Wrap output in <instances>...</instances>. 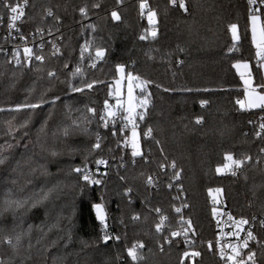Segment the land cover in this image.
<instances>
[{
  "label": "trees",
  "instance_id": "16d2710c",
  "mask_svg": "<svg viewBox=\"0 0 264 264\" xmlns=\"http://www.w3.org/2000/svg\"><path fill=\"white\" fill-rule=\"evenodd\" d=\"M16 1L24 0L13 3ZM146 2L157 13L155 26L148 22V9L140 11L139 0H27L23 32L50 29L53 37L60 40L63 55L53 56L46 50L43 64L35 63L40 70L33 67L29 71L14 66L7 55L0 54V107L8 108L26 100L35 103L42 95L51 98L56 94L61 100L52 109L45 105L34 114L0 113V144L10 140L3 135L8 121L15 117L19 127L31 116L29 136L20 140L21 146L0 165V207L9 189L11 198L21 201L35 200V193L41 189H52L42 205L28 211L19 209L15 218L11 211L4 214L0 238L33 226L31 249L28 236L23 238L17 254L6 244H0V257L5 261L11 258L20 264L22 258L30 256L29 264H188L190 255L186 257L184 253L195 251L200 255L193 257V264H219L208 241L214 236L210 200L213 192L220 189L218 197L232 214L255 215L256 239L249 243V249L256 253L257 264H264V227L259 223L264 219V155L260 152L264 148V133L261 138L256 137L259 123L264 121V109H247L238 103L243 100L244 87L233 67L236 61H247L252 85L261 90L264 77L262 71H257L247 0H185L188 12L178 4L172 5L170 0ZM96 3L101 7L94 8ZM84 5L88 6L86 17L79 12ZM48 10L53 17L46 15ZM113 10L121 15L120 21L111 19ZM7 12L0 4L4 18ZM261 19L264 22V15ZM232 24L238 28L239 39L235 43L230 31ZM150 29H158L159 35L140 40L139 36L150 33ZM86 40L92 41V55L96 47L107 49L104 61L95 69L88 66L87 59L79 62L80 47ZM88 55L86 52L85 56ZM66 62L69 69H64ZM77 64L83 77L72 79L71 72ZM117 65H124L126 73L139 77L135 79L136 97L150 94L144 120L137 119L136 130L144 155L136 158L131 156L128 143L115 141L116 137L128 138L127 134L111 122L105 128L99 120V114L105 110L104 102H112L110 88ZM48 71H56L60 79L49 80ZM64 80L76 86L94 80L100 83L91 90L72 93L61 83ZM141 88L145 89L143 94ZM204 100L208 101L206 106L201 105ZM66 106H70V114ZM88 107L97 110L87 125L88 131L81 130L82 124L69 137H53L58 127L70 123L69 115L71 119L92 116L86 113ZM49 110L52 116L46 126L47 150H42L45 138L40 133L37 143L38 129ZM201 117L202 123L198 125L196 120ZM149 128L152 136L146 137L144 133ZM97 135L101 138L100 149L93 148ZM24 144H29L27 151ZM227 154H232L233 159L250 156L252 160L235 175L227 169L217 174L216 168L227 161ZM98 159L110 161L112 172L100 184L85 182L73 171L75 167L87 168ZM172 162L175 169L170 166ZM176 171L181 172L176 183L184 193L186 214L192 225L193 242L188 245L183 238L171 235L178 222L173 211V190L168 185ZM149 176L152 184L148 183ZM94 202H102L104 222L96 218ZM156 213L167 217L168 229L164 232L156 229ZM135 216L139 219H133ZM105 224L114 232L107 242L102 235ZM138 243L144 245L137 249L141 258L133 260L127 250ZM249 249H244L242 255L246 257Z\"/></svg>",
  "mask_w": 264,
  "mask_h": 264
},
{
  "label": "snow or ice",
  "instance_id": "6c2138e0",
  "mask_svg": "<svg viewBox=\"0 0 264 264\" xmlns=\"http://www.w3.org/2000/svg\"><path fill=\"white\" fill-rule=\"evenodd\" d=\"M122 0H118V3H121ZM170 3L172 5H177L180 9H183L184 12H188V8L186 6L185 0H170ZM247 3L249 5V16H250V20L252 22V34H253V41L255 42V32H256V28H255V22L257 20H259L261 18L260 13L262 11V9H264V0H247ZM0 4L3 5V7L5 8V10L8 11L9 13V35H11L12 31H19V29L17 28V24L16 22L21 20L22 17H24L25 12H24V7L27 6V0H24V7H22L19 3H13V0H0ZM94 8H99L101 7V5L99 3H96L93 5ZM148 9V21L150 24H152L153 26H155L158 23V20L156 19L157 13L155 11H152L146 0H139V9L141 12H143L145 9ZM79 12L81 14V16L86 17L88 15V6L84 5L82 7L79 8ZM46 15L48 17H53L54 14L51 10H48ZM56 22L57 24H59V18L56 17ZM111 19L113 21H120L121 20V15L119 14L118 11L113 10L111 12ZM92 28L93 31H95V27L94 26H90ZM230 31L232 33V40L235 43L238 39V28L236 24H232L230 25ZM36 32L38 34L41 35V37H43V33H44V29L42 28H37ZM51 30L49 29V35H51ZM35 35V34H34ZM159 35L158 29L157 30H153L150 33L144 34V35H140L139 39L140 40H146L149 38V36L152 39H155L157 36ZM262 35H264V30H262ZM20 39L27 41L28 37H25L23 35L20 36ZM52 48H53V52L52 55L53 56H62L63 53L61 52V49L59 46H57L55 43L51 44ZM40 51H43L44 48V43L43 40L41 42V44L38 46ZM92 47V41L86 40L84 42L83 45H81L80 47V55H79V62L82 63L85 59L88 60L89 65L91 68L95 69L97 67V64L101 61H104L105 57H106V53H107V49L103 48V47H96L95 48V53L94 55H92L90 53V49ZM256 48L257 51L255 53L257 59V71H264V39H262L259 43L256 44ZM0 51H3V49H0ZM23 58H21V50L19 48H15L12 50V59L9 61V63L13 64L16 67H24L27 68L29 71H31L33 69V67H36V70L39 71V67L36 66L35 62H40V64H43V62L45 61V57L42 54H37L36 51H34L33 47H29V46H25L23 48ZM180 51H183V49H180ZM88 52L89 55L86 57L85 53ZM178 63H183L182 61H178ZM234 67H236L237 69L239 68H243L246 70V72L248 73V75H251V72L249 71L250 66L248 63H243V64H235ZM64 69H69V63H65L64 64ZM116 70L120 73H124L125 71V66L124 65H117ZM240 75L243 77L245 75V72H241ZM46 76L49 78V80H59L60 77L58 76L56 71H48L46 73ZM71 77L72 79H75L77 77H83V71L81 69V67L79 66V64H77V66L75 67V70L71 72ZM127 79L128 80H133V79H139V77H133L131 73L127 74ZM61 83H65L67 85V91H70L72 93H80L83 92L85 89H89L91 90L95 84L100 83V81H92V82H88V83H83L82 86H76L75 84H73L70 80H64L61 81ZM143 84H147L148 81H142ZM249 81L245 80V84H248ZM260 88L262 91H264V85H260ZM31 91V90H29ZM141 94H143L145 92L144 88H141ZM165 91H168V89H165ZM189 91H191L189 89ZM250 95L252 96V99L249 100L248 104L249 107H259L264 109V94H259V93H250ZM149 96L148 95H141L136 97V99L134 100L133 98V90L131 87H129L128 89V96H127V104L125 105L123 102H119L117 104V109L118 110H123V115H121L119 117V119H121L122 121H125L126 123L124 124V127L122 129H120L121 133H123L125 131V129L127 128L128 124H131L132 126V133H131V148H132V152H131V156L133 158L139 157V156H143V152L140 149V145L137 139V132L135 131V129L138 127L137 124V119H139L140 121H143L145 118V113L147 111V105L149 104ZM61 97L59 95L53 94L51 98H48L45 95L41 96V99L38 102L35 103H31V102H27V100L24 103H19L16 104L14 106L8 107V108H4V107H0V113H4V112H11V113H20V112H25L27 111L30 114H34L36 113L37 110H43L45 105H48L49 109H52L55 104L57 103V101H60ZM241 103V106L243 107V102H239ZM208 104V101L204 100L201 101V105L202 106H206ZM68 107L69 110V114L71 113V108L70 106H66ZM111 105L109 104V102L106 100L104 102V111L102 113L99 114V120L101 122H103V126L105 128L108 127L109 123H113V126L115 124V121L117 119V112L116 111H112L111 110ZM86 113H91L92 116H88V115H81L75 119H71L70 115H69V119H70V123H68L66 126L60 128L58 127L57 132L53 133V137L54 138H58V137H69L71 135H73V133L77 130V129H81V125L83 124L84 127L81 129L82 131H88L87 125L91 123V120L93 117H95L97 115V110L95 108L92 107H88L86 109ZM52 116V111L49 110V112L47 113V118L45 119V121L41 124V127L38 129V135H37V143H40V133L43 134L44 138H45V143L41 144V148L42 150H47L46 149V139L48 136V132L46 130V126H47V122L48 119H50ZM264 119V118H262ZM203 118H197L196 123L199 125L202 123ZM31 123V116L29 115V118L24 120V122L22 124L19 125V127H17L16 123H15V117H13L12 120L8 121L4 131H3V135L7 136L10 138V140L5 141L4 144H0V165L5 164L6 160L8 159V156L11 155L12 151L15 148L20 147V140L25 139L26 137L29 136V130H28V125ZM259 128L261 131H258L256 133V137L257 138H261L262 137V133H264V123H261L259 125ZM23 129V131H21ZM116 132L113 131V135H115ZM144 135L146 137H151L152 136V129L149 128L147 130V132L144 133ZM18 137V138H17ZM101 138L99 137V135H97L96 138V142L93 144V148L94 149H100L101 148V143H100ZM31 143V142H30ZM157 143H159V141H157ZM25 151L28 150L29 148V144H24L23 145ZM7 152V155L5 154ZM261 154L264 155V148H261L260 150ZM53 156L56 155V152H52L51 153ZM226 159L228 161H230V164H226L224 165L225 168H240L242 167L244 164L248 163L249 161L252 160V157L248 156L245 157L243 159H233L232 154H227L226 155ZM134 162V160H133ZM96 165H106L107 161H105L104 159H98L96 160ZM258 163V161H257ZM173 169L176 168V164L175 162H172V164L170 165ZM162 168L164 167L163 165L161 166ZM34 171V170H33ZM73 171L75 173H79L81 176V179L85 182L91 183V184H100L101 181L99 179H92V176L89 174L87 168H74ZM97 171H99V168H97ZM216 172L217 174H222V169L220 167L216 168ZM175 177L177 178V180L180 178L181 176V172L176 171L175 173ZM233 175H235V171H233L232 173ZM123 179V177L121 178ZM152 177L148 178V183L152 184ZM15 183V182H13ZM169 188L172 187L171 184L168 185ZM52 189H49L47 192H45L43 189L40 190L39 193H35L36 199L35 200H29V199H25L23 201L21 200H15L12 199V191L11 189L8 190V192L5 195V198L3 200V207H0V222L3 221L4 219V214L8 211L12 212L13 217L15 218L16 216V212L19 209H25V211L30 210V208H35L38 205H42L44 201L49 199V195L51 193ZM216 191H221L220 189H217ZM128 192H131V189H128ZM28 206V207H26ZM96 209H97V215L98 217L101 219V221L103 222L104 220V216H103V209L102 206L100 204L95 205ZM156 212H160L159 208L155 209ZM181 211L180 208L176 209V212L179 213ZM213 211H215V209H213ZM133 219H139V216H135L133 217ZM253 220H255V217H253ZM163 223V218L161 220V224ZM239 225H248L250 223L249 220L247 219H243L241 218L238 222ZM261 227H264V219H261L259 221ZM52 227H56V225H53ZM188 227H191V223L190 221L188 222ZM33 226L29 225L26 231H21V232H16L15 235H4L2 238H0V244H6L13 252V254H17L20 250V248L22 247V243H23V238L25 236L29 237V244L28 247L29 249L32 248V244H31V232H32ZM157 231H161V225L158 224L156 226ZM51 230V228L49 229ZM13 232H15V227H13L12 229ZM239 231H243L242 228H238L237 230ZM3 232V228H0V233ZM182 233L181 232H172L171 235L173 237L176 236H180ZM186 235V233H184ZM239 239V237H237ZM111 239L110 236L105 235L104 236V240L105 242H107V240ZM118 239V237H117ZM256 237L252 231L251 228H249L246 231V236L245 238L242 240V242L236 244V245H229V248L231 249V254L227 255L226 259L227 261L232 262V264H257L256 261V253L253 252L251 249H249V241L255 240ZM37 243H39V241H37ZM144 245L142 243H138V244H134L131 248H129L127 250V254L129 257H131L133 260H137L140 259L141 257L138 256L137 253V249L138 248H143ZM212 245L211 243H209V248H211ZM244 249H249L246 257L243 254V250ZM184 255L187 257L189 255L188 252H185ZM193 256H197L200 255L199 252H193L192 253ZM221 258H225L224 256V252L221 251ZM31 257H24L21 259L20 264H29ZM54 262H55V258ZM0 264H16V261L9 258L7 261H5V259L3 257H0Z\"/></svg>",
  "mask_w": 264,
  "mask_h": 264
},
{
  "label": "built area",
  "instance_id": "2783aa9c",
  "mask_svg": "<svg viewBox=\"0 0 264 264\" xmlns=\"http://www.w3.org/2000/svg\"><path fill=\"white\" fill-rule=\"evenodd\" d=\"M14 3H19L22 7H24V1H16ZM24 12H25V7H24ZM260 14L261 16L264 15L262 11ZM22 21H23V17L21 18V20L16 22L17 28L19 29V31L13 30L11 35H9V28H8V25L10 22L9 13L7 12V16L5 18L3 17V15L0 14V49H3V51H0V54L7 55L9 59L11 60L12 50L15 48H19L21 50V58H23L22 50L26 45L29 47H33L34 51H36L37 54H42V55H44V52H46V50H48L52 54L53 52V48L51 46L52 43H55L57 46H59L60 40L55 39L52 34L49 35L48 30L44 31L43 37H41V35L36 32L37 29L28 34L24 33L22 30ZM150 31H153V29H150ZM21 35L28 37V40L24 41L20 39ZM42 40L44 43V48H43V51L41 52L38 46L41 44ZM35 63H38V62H35ZM88 66L90 67L89 62H88ZM127 74L128 72L126 73V75ZM114 111L117 112V119L115 121V125L120 131V129H122L124 127V124L126 123L125 121H122L121 119H119V117L123 115V110H118L117 107L115 106ZM261 123H264V121H260L259 125ZM132 130L133 129H132L131 124H128L127 128L123 132L127 134L128 138L120 139L116 137L115 139V141L120 144L128 143V146L130 147V153L132 152V148H131V139L129 136ZM258 131H261L259 126H258ZM104 160L107 161L106 165L97 166L96 163H94L93 165L87 167V170L89 174L92 176V179H99V180L106 181L107 178L111 175L112 172H111V167H110V161H108L107 159H104ZM227 162L228 164L231 163L230 161H227ZM124 164H125L124 162L121 163V167H123ZM97 168H99V171H97ZM226 169L229 170L231 173H233V171H235V173L239 171V168H234V167L226 168ZM176 181H177V178L174 176L173 178L170 179V183H169L172 185L171 188L173 190V199L175 200V203H176L173 208V211L177 216V222H178L177 226L172 229V232H181L182 234L176 237L183 238L185 241V244L188 245L191 242H193L192 225L191 227H188V222L190 221L191 223V220L186 214L187 204L185 202V196H184V193L181 191L180 184L176 183ZM210 202L213 206V209H215V211L212 212L214 236L211 240L208 241V243H211L213 248L215 249L216 255L219 260V264H232V262L227 261L226 259L227 255L231 254V249L229 248V245L234 246L242 242V240L246 236V231L249 228H251L254 233V229L256 225V217L255 215H250L247 217L235 216L225 206L224 200L219 197L217 199L213 197L210 200ZM177 208L181 209L179 213L176 212ZM253 217H255V220H253ZM162 218H163V223L161 224ZM241 218L249 220L250 223L248 225H239L237 222ZM156 219H157V225L158 224L161 225V231L159 232L166 231L168 229L167 217L165 215H161L160 213H156ZM238 228H242L243 231L238 232L237 231ZM113 233L114 232L110 229V227H107L105 224V227L102 229V235L103 236L108 235L112 237ZM184 233H186V235ZM237 237H239V239ZM166 240L167 242H169V238H166ZM252 241H249V243ZM221 251L224 252L225 258H221Z\"/></svg>",
  "mask_w": 264,
  "mask_h": 264
},
{
  "label": "rangeland",
  "instance_id": "374dc122",
  "mask_svg": "<svg viewBox=\"0 0 264 264\" xmlns=\"http://www.w3.org/2000/svg\"><path fill=\"white\" fill-rule=\"evenodd\" d=\"M261 16V14H260ZM149 22V21H148ZM250 24H251V31H252V22L250 20ZM255 28H256V32H255V42H254V46L256 48V44L259 43L262 39H264V35H262V30H264V24H262V20L261 18L259 20H257L255 22ZM252 37H253V34H252ZM256 51H257V48H256ZM245 63V62H243ZM243 63H240V64H243ZM117 68V66H116ZM237 73L240 75L241 72H245V75L242 77L240 75V78L242 80V83H243V86H244V97H243V102L246 103V105L249 107V100L252 99V96L250 95V93H259V94H264V91H261L255 87H253L252 85V81L250 80V77L248 75V73L246 72L245 69H243L242 67L237 69ZM133 76V75H132ZM134 77V76H133ZM262 77H264V71H262ZM245 80H248L249 83L248 84H245ZM129 87L132 88L133 90V98L134 100L136 99V88H137V84L135 82V79L133 80H128L127 79V75H126V72L124 71V73H120L118 72L117 70L115 71V76H114V79H113V82L111 84V88H110V93H111V96H112V102L110 103V105L112 106L111 107V110L114 111V107L117 106V104L119 102H123L125 105L127 104V96H128V89ZM252 108H256V107H252ZM135 131L137 132V139H138V142H139V133L138 131L135 129ZM131 133L132 131L130 132V139H131ZM228 161V160H227ZM225 162L223 164V166H221L220 168L222 169V171L224 169H226L224 167V165L228 164V162ZM219 196V192L218 191H214L213 192V197L214 198H218ZM97 204H100L102 206V209H103V216H104V220L106 219V212H105V209H104V206L102 204V202H94L92 203V209H93V212L96 216V218L101 221V219L98 217L97 215V209L95 207V205ZM103 220V222H104ZM102 222V221H101ZM190 255V261L188 264H193V255L192 253L195 252V251H187Z\"/></svg>",
  "mask_w": 264,
  "mask_h": 264
},
{
  "label": "crops",
  "instance_id": "0c3cea01",
  "mask_svg": "<svg viewBox=\"0 0 264 264\" xmlns=\"http://www.w3.org/2000/svg\"><path fill=\"white\" fill-rule=\"evenodd\" d=\"M262 20V19H261ZM262 24H264V22H262ZM249 26H250V32H251V40H252V43H253V45H254V42H253V37H252V31H251V24H250V18H249ZM255 47V46H254ZM243 62H246V63H248L247 61H244V60H240V61H236V62H234L233 63V67H234V65L235 64H237V63H243ZM249 64V63H248ZM250 66V65H249ZM234 69H235V71H236V73H237V70H236V67H234ZM249 71L251 72V69H249ZM238 74V73H237ZM239 75V74H238ZM239 77H240V75H239ZM249 77H250V80L252 81V78H251V75H249ZM241 79V78H240ZM242 81V80H241ZM244 87V86H243ZM241 102H243V100L241 101ZM243 107L244 108H247V109H251L252 107H248L247 105H246V103H244L243 102Z\"/></svg>",
  "mask_w": 264,
  "mask_h": 264
},
{
  "label": "water",
  "instance_id": "95a60500",
  "mask_svg": "<svg viewBox=\"0 0 264 264\" xmlns=\"http://www.w3.org/2000/svg\"><path fill=\"white\" fill-rule=\"evenodd\" d=\"M75 168H77V167H75Z\"/></svg>",
  "mask_w": 264,
  "mask_h": 264
}]
</instances>
